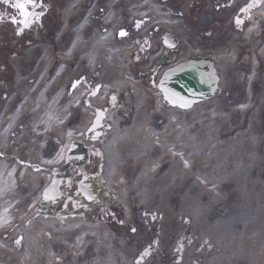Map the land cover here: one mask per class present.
<instances>
[{
	"label": "bare ground",
	"instance_id": "obj_1",
	"mask_svg": "<svg viewBox=\"0 0 264 264\" xmlns=\"http://www.w3.org/2000/svg\"><path fill=\"white\" fill-rule=\"evenodd\" d=\"M133 2L111 1L103 11L94 1L66 50L55 54L41 44L35 61L38 50L32 49L12 61L15 81L0 116V264H138L129 259V242L123 244L96 216L78 210L60 218L54 210V216L40 212L37 204L70 144L98 151L85 130L102 109L107 113L99 129L111 128L103 149L104 190L115 193L126 223L132 218L158 229L159 245H146L161 258L149 253L142 264H264V44L251 26L233 35L227 51L213 53L219 70H228L227 90L236 78L249 84L241 114L225 116L214 100L182 109L161 97L150 69L163 67L156 63L161 57L172 67L193 56L197 45L153 2L141 0L142 9ZM240 3L227 1L230 10ZM260 7L250 14L252 24L264 19V2ZM74 9L64 12L61 34ZM155 30L180 36L182 46L169 56L153 41ZM240 50L248 52L243 60ZM251 61L260 64L258 71ZM146 62L151 66L142 68ZM140 74L146 76L141 84L134 80ZM14 94L19 102L10 109ZM234 118L240 122L234 125ZM94 167L90 160L85 170L90 174ZM73 169L61 186L66 197L76 193L83 172L81 165ZM95 197L105 199L97 189ZM172 242L183 246L182 255L167 251ZM166 255L175 260L166 262Z\"/></svg>",
	"mask_w": 264,
	"mask_h": 264
},
{
	"label": "rangeland",
	"instance_id": "obj_2",
	"mask_svg": "<svg viewBox=\"0 0 264 264\" xmlns=\"http://www.w3.org/2000/svg\"><path fill=\"white\" fill-rule=\"evenodd\" d=\"M25 2L26 0H22ZM122 0H120L121 2ZM157 2L161 3L163 6H165L167 9H169L171 12L174 13V15L180 17L179 19L180 24L186 31L185 37L190 38L193 40V42L199 43L198 48L202 54L207 56L206 54H212V52H216L218 50L227 51V46L231 45V41L233 38V35L235 34H241L244 29L248 26V21L245 18V14L241 13L240 11L242 8L245 7L246 3L249 2V0H246L245 2L242 0H238L241 2L238 6L230 10L229 4H227V1L229 0H156ZM188 1H190L188 3ZM234 1V0H233ZM28 2V0H27ZM66 2V1H65ZM253 6L257 7L259 5L258 2L253 1ZM37 3H46V7L48 9L47 13L43 16H39L36 20V24L39 26L44 25L46 28H49L51 33L49 34V37L52 35V32L58 29L60 26V15L57 14V7L59 5L64 4V0H31V3H28L27 10L30 12V10L33 8V6ZM229 3V2H228ZM33 5V6H32ZM8 12H10V9H7ZM82 13V12H81ZM9 15H11L9 13ZM236 16L238 18V21L233 22V18ZM28 17V16H27ZM27 17L24 18L23 21L27 19ZM23 18H21L22 20ZM20 20V21H21ZM3 27V35L0 39V55L2 56V60H0V64L2 63V68L0 70V78H6L4 80H8L9 84L6 83L5 85H0V102L2 103L6 97H4V94L8 96V94L12 91H8V89H12L10 87V83L12 82L11 75L12 71L9 70L7 65V56L11 53L17 54L20 53L19 51L22 50L24 45H27L29 42V39L31 40L30 34H27L26 29L24 30L22 35L17 34V30L22 25L14 26L12 24H8L7 19L2 22ZM23 23V22H22ZM72 26V25H71ZM263 33L259 38V41L264 42V26ZM123 31V30H122ZM121 31V32H122ZM159 33L157 39H153V41H159L163 42V36L166 34L165 31L155 30ZM43 35L45 33L43 32L41 35V38L43 39ZM121 35V33H120ZM122 36V35H121ZM177 39V44L174 47L169 48V50L172 52L169 54V56L173 55V52L176 48H178V45L182 46V42L180 40V36L173 35ZM47 38V37H46ZM64 42L62 44H65L67 46L65 40L63 38ZM11 43V44H10ZM138 45L145 44V41H137ZM140 43V44H139ZM48 44V43H46ZM49 45V44H48ZM138 47V46H137ZM59 48V47H58ZM63 48V47H62ZM148 50L147 47L143 49L145 52ZM243 53V52H242ZM38 56V53H36ZM139 55L132 60H135V63H137V60L139 59ZM246 57V55L243 53L240 55V60H243ZM141 58H143L141 56ZM168 59V58H167ZM167 59H158L156 63L159 66L167 65L169 61H166ZM172 60V59H171ZM151 66L147 62L144 63L142 68H146ZM140 66H135L136 71ZM162 69L155 70V66L150 69V75H155L154 83L159 84L160 82V72ZM230 73V71H229ZM263 74V73H262ZM160 75V76H159ZM227 75L228 70L224 69L220 71V77L225 78L226 83L223 85V82L220 81V89L218 90V93L216 96L213 97V99L216 101L222 109H224V113H227L228 110L227 106L236 102L239 99L244 98V87L240 85V79L236 78L234 81L233 88H229L227 90ZM146 78L145 75H137L134 77V80L141 84L143 81L141 78ZM252 89L254 92L258 93L260 90V85L255 83L252 85ZM3 94V96H2ZM210 100V101H211ZM203 102V101H202ZM204 105V103H203ZM125 116H131V114H128V111L125 113ZM236 117V115H235ZM227 119V118H226ZM239 122V119L235 120L234 118V125ZM59 204L57 209H59ZM71 206H68V210H71ZM100 217H103L107 221L112 223V227L115 233L121 235V240L125 239L126 242H129V245H131V253H130V260H136L138 264H142L145 262L148 257L149 253H153L157 256V259H160V256L157 254V252L152 249V246L146 247L144 244L146 241L148 243H153L154 245H159L158 239H155L157 228H151L148 229L146 226L138 225L137 223L134 225V223L131 226L124 227L120 226L115 220L114 216L116 217L118 215V212L115 215H111L110 211L106 212L104 214L100 213L97 214ZM118 221V218H117ZM172 244V245H171ZM180 247L179 244L175 245L174 242L167 245V251H172L173 249H176ZM136 248H138L136 251H134ZM179 253H182V246L179 248ZM164 260L166 262L169 261L171 263L174 261V256L172 255H166L164 256Z\"/></svg>",
	"mask_w": 264,
	"mask_h": 264
},
{
	"label": "water",
	"instance_id": "obj_3",
	"mask_svg": "<svg viewBox=\"0 0 264 264\" xmlns=\"http://www.w3.org/2000/svg\"><path fill=\"white\" fill-rule=\"evenodd\" d=\"M183 67L173 75H167L170 96L180 102L191 98L209 96L216 88V77L209 61L200 60L196 63ZM183 105V104H182Z\"/></svg>",
	"mask_w": 264,
	"mask_h": 264
},
{
	"label": "snow or ice",
	"instance_id": "obj_4",
	"mask_svg": "<svg viewBox=\"0 0 264 264\" xmlns=\"http://www.w3.org/2000/svg\"><path fill=\"white\" fill-rule=\"evenodd\" d=\"M5 2H10V0H5ZM28 3H31V0H28L27 3H21L19 2V0H17V2L13 6L19 9L23 16L27 17L28 15H30V13L27 11ZM121 35L123 36L125 35V33L121 32Z\"/></svg>",
	"mask_w": 264,
	"mask_h": 264
}]
</instances>
